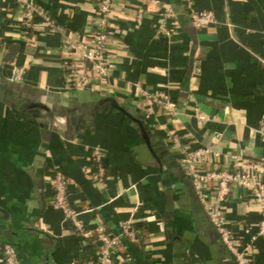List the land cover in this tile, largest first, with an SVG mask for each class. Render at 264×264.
Masks as SVG:
<instances>
[{
  "label": "crops",
  "instance_id": "crops-1",
  "mask_svg": "<svg viewBox=\"0 0 264 264\" xmlns=\"http://www.w3.org/2000/svg\"><path fill=\"white\" fill-rule=\"evenodd\" d=\"M193 1L214 13L213 24L196 29L181 0H115L111 89L101 94L69 87L59 50L63 40L93 38L97 0H34L59 28L36 18L28 36L22 10L0 0V238L20 264L98 255L95 235L80 236L51 208L45 178L53 168L71 179V205L89 230L121 235L128 222L139 231L140 243L121 236L113 264H236L182 169L181 148L208 147L227 166L264 160V0ZM139 6L147 11L137 22ZM14 68L24 69L19 82ZM145 91L164 92L174 108L160 109ZM95 148L103 182L92 179ZM225 211L252 246L250 264H264L261 207L237 188Z\"/></svg>",
  "mask_w": 264,
  "mask_h": 264
},
{
  "label": "built area",
  "instance_id": "built-area-1",
  "mask_svg": "<svg viewBox=\"0 0 264 264\" xmlns=\"http://www.w3.org/2000/svg\"><path fill=\"white\" fill-rule=\"evenodd\" d=\"M22 10L23 36H28L37 27L36 18H40L41 27L59 28L55 19L45 10L34 3V0H14ZM193 26L196 29L205 28L215 22V15L209 10H198L193 0H181ZM115 0H97L96 2V30L91 40H63L59 50L68 61L64 64L69 87L74 90L97 91L101 94L111 89L109 82L111 27L114 23ZM146 8L137 9V22H140ZM172 12V9L168 10ZM23 68H14L11 79L21 81ZM160 109H173L172 103L164 92H144ZM198 120L205 117L195 112ZM259 130L264 141V116L259 123ZM178 141L176 137L173 138ZM218 154L208 147L181 148V166L188 177L191 186L216 233L219 235L227 251L234 258L236 264H250L254 259L252 246L245 244L229 226L225 211V203L237 188L245 190L246 194L261 207V218L257 235L264 237V160L250 158H235L232 165L227 166L219 162ZM93 175L96 182H103L105 167L103 151L95 148L92 153ZM90 167V166H89ZM86 171H92L87 168ZM46 182L51 189L49 204L52 209L63 215V220L80 236L95 235L99 250L95 259H87L82 264H113V254L122 249L121 236L133 243H140L139 231L134 225L126 222L121 235H114L104 225L97 226L94 231L87 228L71 205L69 187L72 181L61 170L53 168L46 175ZM0 264H20L15 249L5 244L0 252Z\"/></svg>",
  "mask_w": 264,
  "mask_h": 264
},
{
  "label": "water",
  "instance_id": "water-1",
  "mask_svg": "<svg viewBox=\"0 0 264 264\" xmlns=\"http://www.w3.org/2000/svg\"><path fill=\"white\" fill-rule=\"evenodd\" d=\"M109 101H111L113 103V107L121 112H123L124 114H126L127 116L130 117V114L123 108L121 107L119 104H117L114 100H112L111 98L108 99ZM11 104H14L13 102ZM33 107H36V108H41L42 106L39 105V104H31L28 106V108H33ZM31 111L30 112H33V111H37V110H33V109H30ZM131 118V117H130ZM139 129L141 130L142 134L144 135V137L146 138L147 136V133L145 131V128L144 126L141 124V123H138L137 124Z\"/></svg>",
  "mask_w": 264,
  "mask_h": 264
},
{
  "label": "trees",
  "instance_id": "trees-1",
  "mask_svg": "<svg viewBox=\"0 0 264 264\" xmlns=\"http://www.w3.org/2000/svg\"><path fill=\"white\" fill-rule=\"evenodd\" d=\"M5 244H10V243H8V242L4 241L2 238H0V252L2 251L3 246ZM10 245L13 246L12 244H10Z\"/></svg>",
  "mask_w": 264,
  "mask_h": 264
}]
</instances>
